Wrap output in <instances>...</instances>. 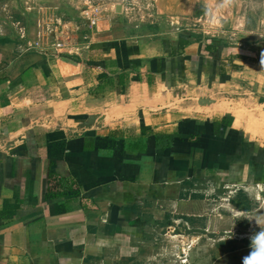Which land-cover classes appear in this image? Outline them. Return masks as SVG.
I'll return each instance as SVG.
<instances>
[{
  "label": "crops",
  "instance_id": "obj_1",
  "mask_svg": "<svg viewBox=\"0 0 264 264\" xmlns=\"http://www.w3.org/2000/svg\"><path fill=\"white\" fill-rule=\"evenodd\" d=\"M147 14L166 33L123 44L92 28L60 55L0 34V264H209L189 262L200 247L143 245L182 238L159 234L179 221L229 233L246 212L238 190L211 200L222 186L261 199L264 0Z\"/></svg>",
  "mask_w": 264,
  "mask_h": 264
},
{
  "label": "rangeland",
  "instance_id": "obj_2",
  "mask_svg": "<svg viewBox=\"0 0 264 264\" xmlns=\"http://www.w3.org/2000/svg\"><path fill=\"white\" fill-rule=\"evenodd\" d=\"M154 3L155 0H0V34H10L11 30L14 39H28L33 44H42L38 45L39 49L53 52L50 49L51 43L61 35L62 30L73 34L75 41L77 38L79 40L82 37L81 35L87 32L86 30H89L86 29V26L76 30L73 24H69V21L81 24L85 19L92 18L96 20V25L93 29L100 28L102 31L111 33L115 38H121L123 44H128L130 41L149 39L152 36L155 37L161 33H166L167 18L165 16L147 14L154 6ZM117 4L124 5V12H116L115 6ZM200 11L203 12L202 9ZM189 26L192 27V25H187L183 28H189ZM8 27H10V30L7 29L6 32L4 28ZM67 51L69 52L70 50L67 49L64 52ZM63 56L65 55H61V57ZM230 186H222L219 190L220 194L212 197L211 200L215 203L222 202L221 204H223L224 197L234 195L236 190H238L234 200L238 209L245 211L246 215L243 213L237 214V226L230 228V231L234 234L231 239H226L225 241L222 239L228 233L226 230L229 229L224 228L228 226L223 223L224 221L220 223L221 229L220 234H218L220 237L211 235L210 231L202 236V228H198L196 221L189 224H183L179 221V223H174L173 228L164 229L159 234L173 230L171 233H182L184 235L182 238H174L171 243L168 239L157 235L155 239L151 238L154 243L146 242L143 246L148 248L178 245L184 248L187 246L190 251L193 248L200 247V252H204V254L198 256L191 252L189 262H196L199 259L207 260L206 263L209 262V264L210 260H217L223 264L241 263L242 257L249 252L250 235L254 231L259 230L258 225L255 223L250 225L248 219L244 217L255 215L264 219V186L254 188L261 194L260 200L244 195L238 185ZM215 210L216 212L219 211L221 219H224V216L228 214L226 207L223 205L221 207L217 205ZM201 223L199 222V224ZM209 236H213L215 241ZM162 258L160 256V259ZM163 261L176 262L175 258H169L168 260L163 258ZM142 262L156 263L158 261H155V257L145 256Z\"/></svg>",
  "mask_w": 264,
  "mask_h": 264
},
{
  "label": "clouds",
  "instance_id": "obj_3",
  "mask_svg": "<svg viewBox=\"0 0 264 264\" xmlns=\"http://www.w3.org/2000/svg\"><path fill=\"white\" fill-rule=\"evenodd\" d=\"M244 218L254 220L259 226L258 231H254L249 237V252L242 257L241 264H264V219L258 216H245ZM234 234L232 231L223 236V241L231 239Z\"/></svg>",
  "mask_w": 264,
  "mask_h": 264
},
{
  "label": "built area",
  "instance_id": "obj_4",
  "mask_svg": "<svg viewBox=\"0 0 264 264\" xmlns=\"http://www.w3.org/2000/svg\"><path fill=\"white\" fill-rule=\"evenodd\" d=\"M69 24H73L76 30H79L82 26H86V29L90 30L96 25V20L89 18V19H85V21L81 24H75L74 22L71 21H69ZM60 34L61 35H59L51 43L50 49L53 50V52H50L51 54L60 55L64 53L66 48H68L74 43L75 36H73V34H69L66 30H62Z\"/></svg>",
  "mask_w": 264,
  "mask_h": 264
},
{
  "label": "water",
  "instance_id": "obj_5",
  "mask_svg": "<svg viewBox=\"0 0 264 264\" xmlns=\"http://www.w3.org/2000/svg\"><path fill=\"white\" fill-rule=\"evenodd\" d=\"M116 12H120L121 11V5L117 4L115 7Z\"/></svg>",
  "mask_w": 264,
  "mask_h": 264
}]
</instances>
